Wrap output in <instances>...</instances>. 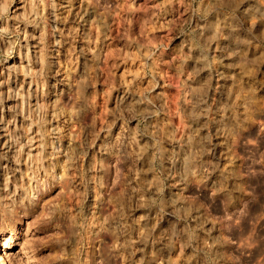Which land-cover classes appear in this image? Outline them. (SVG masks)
Here are the masks:
<instances>
[{"label":"rangeland","instance_id":"1","mask_svg":"<svg viewBox=\"0 0 264 264\" xmlns=\"http://www.w3.org/2000/svg\"><path fill=\"white\" fill-rule=\"evenodd\" d=\"M0 255L264 264V0H0Z\"/></svg>","mask_w":264,"mask_h":264},{"label":"bare ground","instance_id":"2","mask_svg":"<svg viewBox=\"0 0 264 264\" xmlns=\"http://www.w3.org/2000/svg\"><path fill=\"white\" fill-rule=\"evenodd\" d=\"M89 14V13H87ZM102 28V27H101ZM103 29V28H102ZM10 245V244H9ZM74 257V256H73ZM7 258H5L3 255H0V264H9V262L6 260ZM72 262V261H71Z\"/></svg>","mask_w":264,"mask_h":264}]
</instances>
